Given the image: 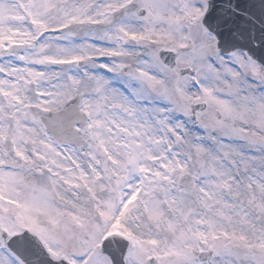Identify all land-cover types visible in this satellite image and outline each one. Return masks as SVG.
I'll return each instance as SVG.
<instances>
[{"label":"snow or ice","instance_id":"obj_1","mask_svg":"<svg viewBox=\"0 0 264 264\" xmlns=\"http://www.w3.org/2000/svg\"><path fill=\"white\" fill-rule=\"evenodd\" d=\"M0 264H264V0H0Z\"/></svg>","mask_w":264,"mask_h":264}]
</instances>
